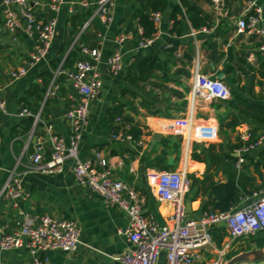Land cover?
I'll return each mask as SVG.
<instances>
[{"label":"crops","instance_id":"obj_1","mask_svg":"<svg viewBox=\"0 0 264 264\" xmlns=\"http://www.w3.org/2000/svg\"><path fill=\"white\" fill-rule=\"evenodd\" d=\"M29 1L38 19L47 20L54 16L57 24L46 56L33 63L24 76L12 80L10 71L21 66L28 58L35 46V37L28 35L24 29H19L15 35L7 33L0 8V97L6 105L5 112L0 110V188L12 169L26 171L22 174L24 198L19 202V208L37 215H65L77 222L80 243L76 249L72 252L46 251L48 264H114L111 256L125 251L128 247L123 233L127 226L125 213L105 207L94 191L79 184L71 171V160L63 164L61 172L28 170L31 156L28 154V147L34 136V147L41 144L44 156H49L50 144L45 133L46 125H51L55 134L68 139L69 127L63 114L69 106L68 95L72 91L65 77L62 81L55 77L56 94L40 103L35 113L39 115V121L36 124L33 122L32 129L26 136L14 134L12 131L14 127L20 130L18 125L26 118L18 114L22 109V97L30 85L41 83L44 72L52 74L46 89L48 91L57 69L61 68L71 50L81 49V46L98 48L101 56L97 71L102 86L89 103L88 125L79 142L78 156L87 159L92 157L94 149L101 150L108 161L112 177L121 179L141 193L146 213L164 223L171 207L156 198L146 176L148 172L157 170L149 164L161 150L158 145L160 139L170 135L181 136L178 160L176 161V154L173 153L167 156L166 163L172 157L173 164L169 165L168 170H184L187 176L197 180L185 195V218L198 219L203 214L202 206L208 201V195H203L202 191L195 196L198 183L206 176L207 184L225 181L228 169L226 160H221V156L229 154L237 158L235 149L240 144L239 131L249 127L255 130L254 135L264 136V122H254L244 114L228 109L227 101L224 105L220 100L213 101L202 96H196L192 100L194 67L198 65L200 73L209 77L218 78L222 74L221 80L230 89L223 72L224 61L227 54H230L239 77V81L231 87L238 89L239 94L247 101L264 105V66H261L264 50L260 49L264 45V37L241 32L237 27L238 19L253 12L250 3L255 2L262 9L264 28V0H229L224 13L219 17L213 13L209 0H187L191 6L203 13L213 15L215 21L212 28L203 31V27L194 28L185 15L178 16L182 28L180 34L171 32V12L176 5L181 6L182 10L184 7L181 0H169L167 8L163 12H157V20L152 15L156 32L152 36V42L146 47L140 45L141 27L136 20L130 19L141 0H115L113 19L107 24L95 13V0H87L91 3L89 7L80 6L77 3L80 0H64L56 12L50 11L48 0ZM72 2L76 4L72 5ZM87 11L91 14L83 26L76 33H72L70 18L78 12ZM216 28L218 32L215 31ZM120 36H123L121 41ZM206 42L214 43L215 49L207 48ZM114 51L121 54V70L117 75H110L106 60ZM149 53L158 57L161 67L154 70L147 81L128 85L125 75L128 68L134 66L135 55ZM213 54L214 58H211ZM220 54L223 56L220 57ZM82 57L79 50L76 60ZM53 64H56L55 69ZM124 88L134 91L136 97L129 94L124 96ZM127 101L130 105L126 112L142 131L139 140L141 144L118 143V148H112L116 141L111 137L113 124L106 122V110L117 102L125 104ZM190 108L193 109L196 122L216 127L215 140L191 141L188 144L185 142L180 120L188 114ZM232 112L240 120V125L235 130H230L225 125L232 119ZM116 123L120 125L119 121ZM157 134L159 137L154 139ZM136 146H140V150L133 156L123 154L126 148L133 150ZM192 154L200 158H192ZM235 168L248 177L243 182L251 179L252 184L260 190L264 186V141L257 148L244 153L243 162L236 163ZM251 197L241 199L236 208L246 204L245 201ZM18 213L10 200L0 198V225H14L20 217ZM224 243L229 244L224 257L226 263L242 253L264 250V231L236 239L226 237L222 245ZM202 254V261L213 256L208 251H202ZM3 259L8 264H26L29 255L25 250L19 249L4 252ZM163 263L164 255L161 254L158 264ZM236 264H264V260Z\"/></svg>","mask_w":264,"mask_h":264},{"label":"built area","instance_id":"obj_2","mask_svg":"<svg viewBox=\"0 0 264 264\" xmlns=\"http://www.w3.org/2000/svg\"><path fill=\"white\" fill-rule=\"evenodd\" d=\"M229 0H209L213 13L219 17ZM50 11L56 12L64 0H48ZM82 7H89L90 2L80 0ZM95 13L105 24L113 19L115 0H95ZM76 4L72 2V5ZM253 12L247 17L237 20L238 30L248 32L258 37H264L262 26V9L251 2ZM3 15V26L7 33L15 35L19 29L31 37H35L34 49L23 64L10 71V78L17 80L24 76L29 67L44 58L50 48L57 20L54 16L47 20L38 19L33 5L29 0H0ZM157 20L158 13L153 14ZM207 28H202L205 31ZM123 36L119 37V41ZM142 40L140 45L146 47L152 42ZM264 50V45L260 46ZM82 58L75 61L71 69L58 68L51 87L45 94L44 101L56 94L55 77L63 75L71 93L68 95L69 106L63 117L69 127V135L64 137L53 132L51 125L45 126L46 137L50 144L48 157L44 156L41 144L30 156L28 170L43 172H61L67 160L72 161L71 171L75 180L94 191L105 207L118 209L125 213L127 226L123 233L128 247L125 251L114 254L111 259L114 264H158L161 254L163 264H225L228 243L220 247L214 243L210 229L223 224L228 237L236 239L242 236L254 235L264 231V186L254 192L250 204H244L229 212H204L198 219L185 218V195L188 192L190 180L184 170H152L147 173V180L153 187L156 198L171 207L164 223L158 222L151 214L146 213L144 197L134 187L111 175L108 161L99 149H94L92 157L81 159L78 156V146L83 132L88 125L89 103L102 86V80L97 71L100 60L98 48L81 46ZM107 72L117 75L121 70V54L114 51L106 60ZM54 84V85H53ZM196 96L206 99L226 101L230 97L229 87L215 77L200 73L198 65L194 67L192 100ZM0 110L5 112V101L0 97ZM18 114L29 116L34 124L39 121L38 114H32L23 107ZM117 121H120L118 118ZM180 127L185 142L212 141L217 137L215 126L196 122L193 109L180 120ZM118 143H132V137L122 131L111 134ZM239 146L237 164L243 162V154L257 148L264 141L263 135H254L249 127L242 128L238 133ZM140 145L141 142H136ZM17 167V166H16ZM16 168L12 169L0 188V198L8 199L18 209L19 219L15 224L0 225V264H8L3 259V253L23 249L29 255L26 264H48L46 251L61 250L72 252L80 243V228L77 222L68 216L37 215L25 212L19 208V202L24 198L22 174ZM202 251H208L213 256L202 261Z\"/></svg>","mask_w":264,"mask_h":264},{"label":"trees","instance_id":"obj_3","mask_svg":"<svg viewBox=\"0 0 264 264\" xmlns=\"http://www.w3.org/2000/svg\"><path fill=\"white\" fill-rule=\"evenodd\" d=\"M168 3L169 0H141L139 7L134 11L130 19L136 20L137 24L141 27L142 40L150 39L154 35L156 28L152 15L157 12H163L167 8ZM181 4L184 7V10H182L181 6L176 5L171 12L172 33H182L181 21L178 16L183 15L186 16L194 28H212L215 21L213 15L203 13L197 8L191 6L187 0H181ZM90 14V11L84 13L78 12L70 18L72 33H76L80 30L84 24V21ZM205 44L209 49H215L216 47L214 43L206 42ZM79 50V48L71 50L65 58L61 68L70 69L78 58ZM222 56L223 54H220V57ZM210 57L214 58V54ZM134 60V66L129 67L125 75V80L128 85L133 86L137 85L139 82L147 81L151 77L152 72L161 67L160 61L154 53H149L147 55L137 54L135 55ZM261 66H264V61L262 60ZM52 67L55 69L56 64H53ZM223 72L225 73L226 82L230 86V97L226 100L228 109L236 111L239 114H244L254 122H264V105H258L247 101L239 94L238 89H233L231 87L239 81V77L236 73L237 69L232 63L230 54H227V58L224 61ZM57 77H59L58 81H62L64 79L63 75H59ZM41 79L42 81L40 84L36 83L30 85L28 90L25 92V95L21 99L22 108H27L32 114H35L38 111L40 103L44 100V95L52 79V74L44 72L41 75ZM122 94L124 96L129 94L133 98L136 97V93L129 88H124ZM129 105L130 103H128V101L125 104L117 102L113 106L107 108L106 122L113 124V132H118L121 130L123 133L131 135L132 143L136 144V142H138L142 136V131L134 122V119L126 112V109ZM118 118L120 119V125L116 123ZM32 125L33 119L31 117H26L18 125L20 130L14 127L12 131L14 134H22L26 136L30 133ZM125 125L128 127L125 128ZM225 125L230 130H235L236 127L240 125V120L237 118L236 113L232 112V119ZM254 131L255 130H252V132ZM181 144V136L170 135L161 138L158 143V145L161 147V150L159 154L155 156L150 162L149 166L160 171L168 170L170 166L166 163L167 156L175 153L177 161L181 151ZM211 147L212 145L209 146V148ZM139 150L140 146H136L133 150L126 148L123 151V154L129 155L131 157ZM192 158L199 159L200 157L192 154ZM221 160H226V167L228 169V171H226V180L217 183L209 182L207 184L208 176H206L198 183L197 193L195 196H198L200 191H202L203 195H208V201L202 206L203 213L229 212L236 208L241 199L249 198L254 192L259 190L255 184H252L251 179L249 182L246 180H244V182L242 181L244 178L248 177L245 176L241 170L238 171L235 168L238 160L237 158L232 157L229 154H225L221 156ZM187 178L190 180L188 189L190 190L197 183V180L189 176H187ZM247 185H249V187H247ZM210 233L214 243L218 247H220L224 239L228 237L226 227L223 224L212 226Z\"/></svg>","mask_w":264,"mask_h":264},{"label":"water","instance_id":"obj_4","mask_svg":"<svg viewBox=\"0 0 264 264\" xmlns=\"http://www.w3.org/2000/svg\"><path fill=\"white\" fill-rule=\"evenodd\" d=\"M215 31L218 32V29L216 28ZM223 77V75L221 74L218 79H221ZM213 101H215V99H213ZM222 104H226L225 101H221ZM159 136L154 135V139H157ZM35 141H36V136H34L31 139V143L28 147V154L32 155L35 152ZM119 144L118 142H114L112 144V148H118ZM173 164V158L169 157L168 158V165H172ZM252 201V199H247L245 201L246 204H250ZM259 260H264V250H258V251H250V252H246V253H242L240 255L234 256L231 259H229L225 264H236L239 262H243V261H248V262H253V261H259Z\"/></svg>","mask_w":264,"mask_h":264}]
</instances>
